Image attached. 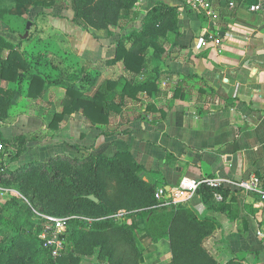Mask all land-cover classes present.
Returning <instances> with one entry per match:
<instances>
[{
    "label": "crops",
    "instance_id": "1",
    "mask_svg": "<svg viewBox=\"0 0 264 264\" xmlns=\"http://www.w3.org/2000/svg\"><path fill=\"white\" fill-rule=\"evenodd\" d=\"M3 1L18 24L25 19L32 24L37 14L43 12L44 32L59 34L82 61L112 57L119 36L139 25L136 20L122 29L83 30L73 21V0H57L48 8L41 7L40 2L16 5L13 0ZM163 1L178 6L182 33L176 44L166 45L159 61L151 60L153 67L161 68L158 90L139 93L137 101H127L122 113L112 116L106 127V131L113 130L108 136H103L102 128L93 126L78 112L64 117L55 130L48 127L51 114L61 110L57 107V99L64 95L61 87H49L38 99L15 97L12 112L0 122V134L4 138L24 135L32 139L19 163L10 164L8 169L43 162L55 154L79 156L74 147L78 146L106 155L117 151L130 153L142 167V178L153 183L156 190L174 188L182 177L236 181L255 175L261 184L264 0H233V7L222 1L217 4L218 16L213 20L188 10L182 0ZM152 4L153 0L137 1L139 19ZM256 4L260 8L250 10ZM121 13L127 15L128 11ZM1 34L15 39L12 34ZM216 39L218 43L214 42ZM121 72L119 64L110 65L101 78L116 77ZM175 90L178 91L174 94ZM227 189L229 195L223 211L207 210L196 193L183 201L199 217L215 222L214 231L202 245L217 264L239 257L244 264H264V248L256 235L257 230H264V201L255 193ZM215 197L221 200L220 195ZM126 220L134 226V240L141 251L139 264H168V240L149 241L142 213ZM84 264L103 263L92 255L84 258Z\"/></svg>",
    "mask_w": 264,
    "mask_h": 264
},
{
    "label": "trees",
    "instance_id": "2",
    "mask_svg": "<svg viewBox=\"0 0 264 264\" xmlns=\"http://www.w3.org/2000/svg\"><path fill=\"white\" fill-rule=\"evenodd\" d=\"M13 1L16 5L40 2L43 8L57 2ZM137 1L73 0V21L83 30L122 29L126 23L139 20L137 27L115 41L112 57L91 62L75 56L55 31L44 32L43 12L21 38L28 20L16 23L0 0V122L10 115L15 97L38 99L49 87L57 86L64 89V102L60 111L51 114L50 129H57L64 117L78 112L102 128L103 136L112 135L113 130L106 131V127L112 116L122 113L127 101H137L139 93L158 90L161 68L153 67L151 60L159 61L166 45L176 44L182 33L177 5L153 0L139 19ZM122 10L128 14L122 15ZM115 64L122 72L102 79L105 68ZM143 75L145 78L139 79ZM31 139L0 134V188L15 192L0 202V264H84V258L92 255L103 264H139L141 251L134 240V226L126 220L137 213L144 216L143 229L151 243L168 240V264H217L202 245L214 231L215 222L199 217L183 202L159 198L153 183L142 178V167L130 153L106 155L74 146L79 156L55 154L43 162L8 169L10 164L19 163ZM260 185L264 190V180ZM195 193L207 210L223 211L227 206V188L200 185ZM216 195L221 200L217 201ZM119 211L125 213L122 219L116 216ZM39 214L67 218L63 249L57 256L38 239L44 224ZM226 264H244V259H231Z\"/></svg>",
    "mask_w": 264,
    "mask_h": 264
},
{
    "label": "built area",
    "instance_id": "3",
    "mask_svg": "<svg viewBox=\"0 0 264 264\" xmlns=\"http://www.w3.org/2000/svg\"><path fill=\"white\" fill-rule=\"evenodd\" d=\"M222 1H225L229 7H233L234 5L233 0H182V3L188 10L197 14H204L206 17L213 20L218 16L217 4ZM259 8V4L250 6V10L252 11ZM214 42L218 43L219 40L216 39ZM200 185L223 188L231 187L234 190L255 193L261 200L264 201V190H262L260 186L259 178L255 175L236 181L216 177L200 179L182 177L176 187L169 190H164L162 188L158 189L157 196L165 201L173 203L183 202L186 198L194 194ZM0 191L4 193L9 192V190L2 188H0ZM124 214V211H119L116 216L118 219H122ZM39 216L44 220V224L43 228L38 233V239L40 240L43 248L49 250L52 256H57L63 249V234L66 230L67 218L45 214H39ZM256 235L261 240L264 248V230H257Z\"/></svg>",
    "mask_w": 264,
    "mask_h": 264
},
{
    "label": "rangeland",
    "instance_id": "4",
    "mask_svg": "<svg viewBox=\"0 0 264 264\" xmlns=\"http://www.w3.org/2000/svg\"><path fill=\"white\" fill-rule=\"evenodd\" d=\"M11 17V16H10ZM12 18V17H11ZM15 22H17L18 21V19H16V20H14ZM21 20H19V22H20ZM38 23V22H37ZM8 38H10V37H8ZM60 96L59 95H57V98H59ZM63 102H64V95L58 100L57 99V107H58V105H59V108L61 109V107H62V104H63ZM12 112V111H11ZM40 134V133H39ZM9 193L10 192H6V193H4V192H2V191H0V202H2V201H4V199L9 195ZM140 232H143V230H141Z\"/></svg>",
    "mask_w": 264,
    "mask_h": 264
},
{
    "label": "water",
    "instance_id": "5",
    "mask_svg": "<svg viewBox=\"0 0 264 264\" xmlns=\"http://www.w3.org/2000/svg\"><path fill=\"white\" fill-rule=\"evenodd\" d=\"M30 24H31L30 21L26 22L25 31H24L23 35H21V38H25L28 35ZM88 198L93 200V201H97V199L93 195H89Z\"/></svg>",
    "mask_w": 264,
    "mask_h": 264
}]
</instances>
